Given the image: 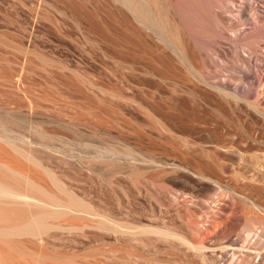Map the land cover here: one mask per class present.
Wrapping results in <instances>:
<instances>
[{"label": "rangeland", "instance_id": "rangeland-1", "mask_svg": "<svg viewBox=\"0 0 264 264\" xmlns=\"http://www.w3.org/2000/svg\"><path fill=\"white\" fill-rule=\"evenodd\" d=\"M143 3L159 27L122 0H0V182L54 212L35 236L44 204L0 203V264H203L178 236L264 220V196L238 204L246 168L202 144L264 152V0Z\"/></svg>", "mask_w": 264, "mask_h": 264}, {"label": "bare ground", "instance_id": "bare-ground-1", "mask_svg": "<svg viewBox=\"0 0 264 264\" xmlns=\"http://www.w3.org/2000/svg\"><path fill=\"white\" fill-rule=\"evenodd\" d=\"M122 2H124V4H126L128 6V8L131 10V12L133 13V15H135L134 17L138 18L139 21H142V23L146 24V25H153L155 27H159L157 26L155 23L159 24L158 22H156V20L154 19L155 23L153 22V16L151 18V13L148 11L149 9H147V5H145L144 0H122ZM153 12V11H152ZM235 12V11H234ZM160 13V12H158ZM240 13V12H239ZM160 16V14H159ZM249 16V15H248ZM248 21V20H246ZM222 24V23H221ZM238 24V23H236ZM222 26V25H221ZM245 26V25H244ZM167 28V27H166ZM236 28V27H235ZM215 30V29H213ZM238 31V30H237ZM217 32V31H216ZM159 34V33H158ZM248 34V33H247ZM214 35V34H213ZM238 37V36H237ZM252 39V38H251ZM250 39V40H251ZM165 40V39H164ZM243 42V41H242ZM246 42V41H245ZM252 42V40H251ZM254 42V41H253ZM218 43V42H217ZM234 43V42H233ZM256 43V42H255ZM245 44V43H244ZM257 45V44H256ZM237 47V46H236ZM248 47V46H246ZM252 48V47H251ZM237 49V48H236ZM195 55V54H194ZM196 56V55H195ZM196 58V57H195ZM200 58V56H199ZM239 58V57H238ZM233 59V58H232ZM187 60V59H186ZM248 61V60H247ZM240 62V61H239ZM202 65V64H201ZM239 65V64H238ZM249 65V64H248ZM205 67V66H204ZM235 67V66H234ZM237 67V66H236ZM242 67V66H241ZM234 69V68H233ZM242 70V69H241ZM245 70V69H244ZM243 70V71H244ZM248 71V70H247ZM239 72V71H238ZM200 74V73H199ZM236 74V73H235ZM202 75V74H201ZM200 76V75H199ZM205 76V75H204ZM216 77V76H215ZM227 79V78H226ZM205 81V80H204ZM211 81V80H210ZM226 81V80H225ZM207 83V82H206ZM213 83V82H212ZM220 83V82H219ZM216 84V83H215ZM215 84L213 86H215ZM228 84V83H227ZM230 85V84H229ZM217 87H219L222 92L221 93H224L226 91L223 92V90H227V87L228 85L225 84H216ZM215 86V87H216ZM216 87V88H217ZM218 88V89H219ZM225 94V93H224ZM223 94V95H224ZM234 94V93H233ZM227 96V95H225ZM236 96V95H235ZM230 97V96H229ZM236 98V97H235ZM241 98V97H240ZM243 98V97H242ZM220 99V98H219ZM226 100V99H225ZM240 102V101H239ZM255 102V101H254ZM251 103V102H250ZM257 103V102H256ZM253 104V103H252ZM258 104V103H257ZM250 105V104H249ZM259 105V104H258ZM255 108V106H254ZM256 110V109H255ZM219 112V111H218ZM217 112V113H218ZM264 112V111H263ZM260 113V112H259ZM221 114V113H220ZM236 114V113H235ZM226 115V114H225ZM224 115V116H225ZM221 117V116H220ZM241 121V120H240ZM243 125V124H242ZM241 126V125H240ZM239 126V127H240ZM238 128V127H237ZM245 129V128H244ZM242 131V130H241ZM245 131V130H244ZM247 131V130H246ZM230 133V132H229ZM250 134V133H249ZM232 134H223V136H219L218 138H216L215 140H206L204 141V143L202 144H205L207 145L208 147H213L214 150H219V151H224L226 153V151L229 153H231V158L228 159L229 162H231L234 166L235 164H238V167L240 165H243L244 169L245 170V173L244 174L243 172L240 174V172H236L233 173V175H230L234 178H239L242 179V182L241 180V184L239 183L238 185H236L234 188L236 189V194H239L237 198L238 200V204H243L244 205H247L248 203H250L252 200H255L257 201L256 204L257 206H260V207H263L261 206L259 200L261 197L264 196V186L260 185H256L255 183H250L251 181H258L257 177L260 178L258 182H260L261 180V176L257 175H254V169L257 168V166L259 167L260 166V163H261V155L262 154H259L260 152L264 153L262 150V148H260V146H258L257 144H255L252 140H251V137L247 138V140H244L242 137V139L240 138V136L236 135L235 138L232 136ZM246 136V134H245ZM252 136V135H251ZM253 137V136H252ZM246 138V137H245ZM251 141H249V140ZM253 139V138H252ZM201 142V141H200ZM193 145V144H192ZM198 145V144H197ZM200 145V144H199ZM198 145V146H199ZM202 146V145H201ZM204 146V145H203ZM218 151V152H219ZM216 153V152H215ZM191 155V154H190ZM264 155V154H263ZM218 156V155H217ZM227 156V155H226ZM187 158V157H186ZM217 158V157H215ZM212 159V158H211ZM224 159V158H223ZM227 160V159H226ZM214 164L212 165H209L207 164L206 167L208 169H213V166H215L217 169H221L222 171V168H223V165L221 164H217L216 160L212 161ZM211 162V163H212ZM228 162V163H229ZM263 162V161H262ZM201 164V163H199ZM198 164V165H199ZM231 164V166H232ZM199 167V166H198ZM201 167V166H200ZM242 167V166H240ZM195 168V167H193ZM204 167L202 166L201 167V170L203 169ZM237 168V167H236ZM264 168V167H263ZM208 169L207 172H208ZM240 170V168H238ZM197 170V169H196ZM242 170V169H241ZM211 171V170H210ZM220 171V170H219ZM224 168H223V173L221 174H224ZM247 171V172H246ZM217 172V171H216ZM251 172H253L252 176H251ZM256 172V171H255ZM204 173V172H203ZM219 173V172H217ZM258 173V172H257ZM232 174V173H231ZM249 174V175H248ZM220 175V174H219ZM218 175V176H219ZM223 177V176H222ZM242 177V178H241ZM217 178V177H216ZM264 178V177H262ZM257 179V180H256ZM220 178L218 179V182L219 183L220 181ZM29 181V180H28ZM223 181V180H222ZM220 182L221 187H223V182ZM225 181V180H224ZM235 181V180H233ZM250 181V182H249ZM219 183V184H220ZM29 185V183H28ZM31 185V184H30ZM217 185V184H216ZM233 185V184H232ZM32 187V185H31ZM220 188V187H219ZM235 189H233L235 191ZM243 199H242V197ZM225 196V195H224ZM236 197V196H235ZM241 197V199H240ZM245 198L246 201L247 200H251L250 202H246L244 201ZM257 199V200H256ZM40 201V199H37ZM36 198L34 200V198H32L31 196L29 195H26L25 193H20L18 192L17 190H14V189H11L7 186H5L4 184H2L0 182V203L2 204H18L19 202H23V203H26L27 205H32V206H37L38 207V203L41 204V206L44 204H42L40 202H36L37 201ZM254 201V202H255ZM57 202V201H56ZM74 202V201H73ZM264 202V201H263ZM78 203V202H77ZM253 203V202H252ZM249 204V205H253V204ZM53 204V203H52ZM60 204V203H59ZM225 204V203H224ZM237 204V203H236ZM260 204V205H259ZM57 206L56 204H53V206ZM72 205V204H71ZM263 205V204H262ZM39 205V207H41ZM237 206V205H236ZM254 206V205H253ZM50 207L52 208L51 204L46 203L44 204V214H41L40 217H38L37 219L34 220V222L32 223H29L28 224V227H30V225L32 224L34 228L33 230V227L32 230L30 229L31 232H34V235L37 236V235H41L42 233H46L47 230L49 228H54V227H51L53 225H50L51 223L47 224L45 220H42L45 216L48 218L50 217V215H52V213H54L52 211V209H50ZM69 208L70 205L68 206ZM239 207V206H238ZM240 208V207H239ZM43 209V208H42ZM72 209V208H71ZM258 209V208H257ZM260 209V208H259ZM51 210V211H49ZM54 210V208H53ZM52 212V213H51ZM58 211H56L57 213ZM42 213V212H41ZM39 214V213H38ZM264 214V213H263ZM49 215V216H48ZM54 215V214H53ZM52 215V217H53ZM224 215V214H223ZM253 215V214H252ZM259 214H257L258 216ZM57 216V215H56ZM35 218V217H33ZM46 219V218H44ZM37 220V221H36ZM39 220V221H38ZM36 221V223H35ZM45 221V222H44ZM35 223V225L33 224ZM59 226V225H58ZM57 226V227H58ZM228 227H226L227 229H225V231L222 232L221 235V240L223 241V243L220 241L219 237L220 236H215V237H218L217 239L220 241H218L219 243L221 244H218V242L216 241V243L211 242V245H209V243H205L204 242H200L198 244H191L190 242L188 243V241H186L187 239H184L181 238L180 236H178V238L180 239V241L182 240L184 243L183 245L185 244L188 248H192L191 251L194 252H197L196 254L201 253V256H199L201 259H204L207 261H209V264H264V220H258V219H253V218H249L248 216L243 215V216H239L238 218L234 219L233 222H231L230 224L227 225ZM60 227V226H59ZM26 230L29 228L25 227ZM24 229V231H26ZM256 228V229H255ZM257 228L259 229L257 231ZM22 230V229H21ZM163 230V229H162ZM166 230V229H165ZM149 231H150V228H149ZM30 232V233H31ZM145 232V231H144ZM147 232V231H146ZM37 233V234H36ZM41 233V234H40ZM162 233V232H160ZM164 233V232H163ZM170 233V232H168ZM2 234V233H1ZM167 234V233H166ZM172 235V233H170ZM170 234H167L170 236ZM197 234V233H196ZM33 235V236H34ZM156 235V231H155V234ZM49 236V235H48ZM174 237H177L176 234L173 235ZM171 236V237H173ZM214 237V236H213ZM177 240V239H176ZM215 240V238L213 239ZM179 241V240H177ZM179 241V242H180ZM194 242V241H193ZM144 243V242H143ZM182 243V242H181ZM203 243V244H202ZM213 243V244H212ZM172 246V245H171ZM175 248V247H174ZM187 248V249H188ZM177 249V248H176ZM133 252V251H132ZM137 253V252H136ZM207 253H209L210 255L208 256ZM129 254V253H128ZM135 254V253H134ZM166 254V253H165ZM177 255V254H176ZM145 257V256H144ZM188 257V256H187ZM41 258V257H40ZM141 258V257H140ZM185 258V257H184ZM158 260V259H156ZM162 260V259H161ZM160 260V261H161ZM203 260V262H204ZM154 261V260H153ZM204 262V263H206ZM182 263V262H181ZM203 263V264H204ZM190 264V263H189ZM208 264V263H207Z\"/></svg>", "mask_w": 264, "mask_h": 264}]
</instances>
